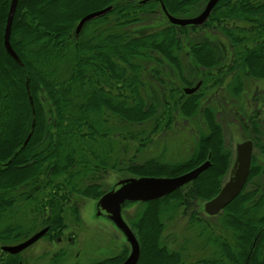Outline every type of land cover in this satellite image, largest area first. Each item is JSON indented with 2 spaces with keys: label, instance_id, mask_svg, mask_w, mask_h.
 I'll list each match as a JSON object with an SVG mask.
<instances>
[{
  "label": "trees",
  "instance_id": "1",
  "mask_svg": "<svg viewBox=\"0 0 264 264\" xmlns=\"http://www.w3.org/2000/svg\"><path fill=\"white\" fill-rule=\"evenodd\" d=\"M11 2L0 0V264L21 260L3 246L20 244L45 228L44 237L54 241L68 220L81 223L75 202L80 196L99 200L107 192L101 182L109 170L139 178L176 177L206 161L210 167L196 180L141 203L143 212L126 220L140 245L138 264H264V187L257 183L264 175V99L254 97L253 107L261 102L262 108L250 116L245 115L250 99L240 103L247 87L264 81V0H220L199 27L172 25L162 5L172 16L192 18L208 0H19L9 50ZM107 8L76 34L82 18ZM159 16L164 23H158ZM190 31H219L228 49L222 54L210 38L194 41ZM186 53L199 68L201 87L191 95L181 91L175 100L178 89L155 65H171L178 80L193 87L184 77ZM148 87H158L161 104L147 96ZM256 89L260 96L263 90ZM221 110L250 132L261 157L253 153L246 186L218 216L209 217L219 219L213 225L196 203L219 194L234 162ZM198 117L205 128L200 127L188 159L125 160L130 144L143 150L159 132ZM149 122L148 133L130 129ZM181 210L205 239L200 252L214 248L211 258L186 259L184 251L163 244L162 217ZM128 255L124 248L92 264H122Z\"/></svg>",
  "mask_w": 264,
  "mask_h": 264
},
{
  "label": "rangeland",
  "instance_id": "2",
  "mask_svg": "<svg viewBox=\"0 0 264 264\" xmlns=\"http://www.w3.org/2000/svg\"><path fill=\"white\" fill-rule=\"evenodd\" d=\"M160 17V16H159ZM158 23H164L162 17L159 18ZM207 34L201 33L195 34L190 31L191 38L194 41H200L203 37L210 38L212 42L219 48L222 54L228 49V42L223 35L217 31L216 34L211 31H206ZM183 66H184V77L188 78L195 84L200 78L198 74L199 68L194 61H190V57L187 53L183 56ZM155 67L161 72L162 76L166 78L168 82L172 81V86L174 89H178V93L174 92L175 100L181 98L180 92L187 87L176 77L171 65L167 63H161L155 65ZM248 80H246L247 82ZM155 86V82H152ZM174 83V84H173ZM176 83V84H175ZM151 86V85H150ZM259 86L263 93L259 96L256 92V87ZM180 89V90H179ZM147 96L150 99L156 98L160 104L162 96L159 93L158 87H148ZM184 93V92H183ZM257 93V94H256ZM244 97L240 99L241 106L246 104L250 99L249 105H246V114L252 115L253 110H260L262 103L257 107H253V99L255 96L259 99H264V81H256L245 89L243 93ZM256 98V100H257ZM210 101V99H209ZM252 101V102H251ZM259 101V100H258ZM255 104H259L256 101ZM245 107V106H244ZM260 108V109H258ZM245 111V109H244ZM219 115V121L223 126L225 142L232 152V158L234 160L236 156V146L239 143L245 142L252 139L249 137L250 132L247 129H243L237 119L234 121L228 114H224L221 110ZM264 112V111H263ZM247 121V120H246ZM153 122H149L142 126H134L130 129L133 131H145L148 133L151 131ZM204 129V123L201 117L196 120L191 118L187 120H180L178 124L173 126L171 130L166 133L156 134L152 141L143 150L137 151V142L130 144V147L125 154V160H133L139 164L149 159H156L162 163L173 164L176 162H181L188 159L195 147L197 134L200 127ZM254 153L260 156V153L254 147ZM233 165V164H232ZM230 170L227 172L224 183L229 179ZM104 180L102 183V190L105 192L111 190L115 184L126 178H139L129 173H119L116 170H109L108 174H104ZM257 183H260L264 187V175L257 179ZM224 185V184H223ZM98 200L88 199L85 197H78V203L82 209V221L81 223H72L68 220V229L64 230L63 237L64 241L59 242L57 238L50 240L48 238H41L38 242L27 248L22 252L21 258H25V264H92L94 262L110 258L120 254L123 249H129V254L131 252L130 245L128 244L125 236L120 230H118L115 225L103 216L97 215L96 202ZM206 202L198 201L196 203V208L203 214L204 220L209 224L216 225V221L219 219H210L204 212V205ZM144 209L143 204L134 203L125 206L123 209V217L125 220L130 221L133 217L139 215L140 211ZM181 210L179 213L174 214L172 212H165L166 214L162 217V221L165 222L166 228L162 235V242L169 250L184 251L186 259L193 256H200L206 258H211L214 252V248L207 245V251L200 252L203 250V245L205 239L198 236L197 229H192L188 225V219ZM143 212V211H142ZM190 213V212H189ZM188 213V214H189ZM201 216V215H200ZM74 238L69 242L67 238ZM73 243V244H71Z\"/></svg>",
  "mask_w": 264,
  "mask_h": 264
},
{
  "label": "water",
  "instance_id": "3",
  "mask_svg": "<svg viewBox=\"0 0 264 264\" xmlns=\"http://www.w3.org/2000/svg\"><path fill=\"white\" fill-rule=\"evenodd\" d=\"M219 1L220 0H208L202 12L192 18H178L170 15L165 6L162 5V8L172 25L179 27H199L207 22ZM18 2L19 0H12L11 2L6 27L5 43L9 50H11L9 45V35ZM110 10L111 8H107L86 15L79 22L76 28V34H79L88 22L105 15ZM200 87L201 82L193 88H185L184 93L186 95L194 94ZM253 153L254 143L251 140L239 143L236 146L235 161L230 171L228 181L224 183L219 194L213 199L207 201L204 205V212L207 216H218L243 191L250 176ZM210 165V161H206L197 168L176 177H141L122 179L98 200L96 205L97 215L109 219L116 228L122 232L130 245L131 252L122 264H138L141 255L138 239L132 228L123 218L122 210L124 206L128 203H144L165 198L196 180L210 167ZM48 230V228H45L20 244L3 246L1 249L8 254L17 255L43 238Z\"/></svg>",
  "mask_w": 264,
  "mask_h": 264
},
{
  "label": "flooded vegetation",
  "instance_id": "4",
  "mask_svg": "<svg viewBox=\"0 0 264 264\" xmlns=\"http://www.w3.org/2000/svg\"><path fill=\"white\" fill-rule=\"evenodd\" d=\"M96 210H97V208H96ZM96 212H97V211H96ZM80 213H81V220H82V209H80ZM67 229H68V228H67ZM72 239L74 240V238H72V237L67 238V240H69V242H73ZM58 240H59V242H63V241H64L63 234L60 236V238H59ZM74 242H75V240H74ZM74 242H73V243H74ZM73 243H71V244H73ZM24 251H25V250H24ZM22 252H23V251H22ZM22 252L19 253V254H17V255H18V256H21ZM117 255H118V254H117ZM25 261H26L25 258H24V259L21 258L19 264H25Z\"/></svg>",
  "mask_w": 264,
  "mask_h": 264
}]
</instances>
